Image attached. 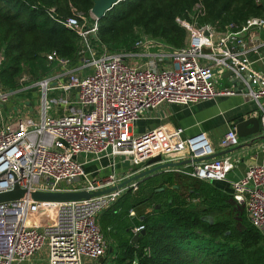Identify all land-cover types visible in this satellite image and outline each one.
<instances>
[{
  "label": "built area",
  "instance_id": "built-area-1",
  "mask_svg": "<svg viewBox=\"0 0 264 264\" xmlns=\"http://www.w3.org/2000/svg\"><path fill=\"white\" fill-rule=\"evenodd\" d=\"M49 13L55 15V9ZM58 21L80 38L77 58L51 52L48 63L55 69L37 82L25 87L30 80L23 75L16 90L4 87L5 58L0 53V193L12 191L16 183L28 191H100L146 170V163L157 156L163 163L207 158L216 154L207 133L183 138V129L161 127L136 134V124L163 104L189 106L232 97L243 91L239 86L250 100L264 99V77L252 67L245 37L264 29V17H251L240 27L229 25L223 32L209 25L192 29L182 48H152L154 42L143 37L130 50L117 52L97 48L99 25L92 14L87 17L75 10ZM219 70L233 72L238 86L219 88ZM37 89L31 98L39 101L38 119L20 109L12 122L11 113L2 117L3 105L15 95ZM261 122L264 131V116ZM240 143L234 127L220 146L227 150ZM231 154L166 170L224 182L234 169ZM125 158L141 169L118 174V159ZM96 164L97 171H88ZM106 169L112 172L102 176ZM139 184L78 202L1 203L0 264H35L36 254L44 249L46 264H85V258H103L108 243L98 219ZM231 194L264 237V165L248 167L243 178L231 183ZM130 215L135 216L134 210Z\"/></svg>",
  "mask_w": 264,
  "mask_h": 264
},
{
  "label": "trees",
  "instance_id": "trees-1",
  "mask_svg": "<svg viewBox=\"0 0 264 264\" xmlns=\"http://www.w3.org/2000/svg\"><path fill=\"white\" fill-rule=\"evenodd\" d=\"M95 1L0 0L4 86L16 90L23 75L33 81L48 75L51 52L75 60L80 38L58 20L72 8L91 17ZM190 14L200 25L240 27L264 16V0H125L98 21V39L110 51L130 50L142 29L182 48L188 32L181 21H192ZM216 183L172 171L140 183L136 195L125 193L98 219L114 264H264V237L245 207ZM139 227L146 233L134 242Z\"/></svg>",
  "mask_w": 264,
  "mask_h": 264
},
{
  "label": "crops",
  "instance_id": "crops-1",
  "mask_svg": "<svg viewBox=\"0 0 264 264\" xmlns=\"http://www.w3.org/2000/svg\"><path fill=\"white\" fill-rule=\"evenodd\" d=\"M264 17V16H263ZM246 41L248 47L251 49V60L253 62V69L261 73L264 77V29L254 30L246 34ZM168 65V64H167ZM227 72L216 71V76L219 79L218 87L219 88H231L232 86L237 85L235 79L232 76L228 75ZM243 91H239L236 96H225L219 97L215 100L206 101L199 104L181 106V105H168L163 104L155 110L151 111L147 119L142 121L154 122L155 126L152 128H146L145 131L140 134H144L150 130L157 128H166L169 130L183 129V138L194 136L198 133L204 132L207 133L211 142L215 146L216 153L223 152L221 148V141L226 134V132L234 128V124L237 119L250 116H256L261 120V117L264 116V99L257 103L250 100L246 92L247 90L242 86ZM12 106V103L8 105H3L2 107V117L8 116L7 112ZM8 121L12 122L9 118ZM262 123V122H261ZM2 122L0 121V128L2 127ZM261 135L264 136V131L262 130ZM240 145L250 141L248 139L240 138ZM231 162L234 164V169L232 173L228 176V181L219 182V181H207V182H218L223 183L220 187L229 188L228 193H231V183L243 178L246 174L248 167L264 165V140H259L253 145L242 148L231 154ZM105 161L103 165L107 164ZM117 173L123 176L131 173L133 170L138 171L141 168L134 167L129 159H118ZM91 167V168H90ZM89 167L88 171L94 172L97 171L99 165H92ZM107 171L102 172V176L109 175L112 171L106 169ZM172 171H161L153 176L148 178L158 176L162 173H167ZM179 173V172H177ZM181 174V173H180ZM186 176V175H185ZM189 177V176H188ZM148 178L140 180L142 183ZM191 178V177H190ZM140 186V185H139ZM226 191V189H225ZM128 192V191H127ZM125 192V193H127ZM124 193V194H125ZM123 194V195H124ZM122 195V196H123ZM121 196V197H122ZM120 197V198H121ZM119 198V199H120ZM118 201V200H117ZM116 204V203H115ZM135 212V211H134ZM104 234V233H103ZM105 236V235H104ZM106 238V237H105ZM107 240V239H106ZM108 249H109V242ZM113 250H107L106 255L99 260H91L85 258V264H114V257L112 256Z\"/></svg>",
  "mask_w": 264,
  "mask_h": 264
},
{
  "label": "water",
  "instance_id": "water-1",
  "mask_svg": "<svg viewBox=\"0 0 264 264\" xmlns=\"http://www.w3.org/2000/svg\"><path fill=\"white\" fill-rule=\"evenodd\" d=\"M123 1L124 0H96L91 10V14L95 16L99 21L105 16V14L108 11H110L114 6H116L117 4ZM228 75L234 78L233 72H229ZM239 82H240L239 80L235 79V83H239ZM234 127L236 128L237 134L241 139L250 138V141L241 144L235 148L227 149L223 152L216 153L207 158L196 159V160L188 159L181 162L163 163L162 157L157 156L155 158L150 159L146 163V168H147L146 170L132 176L131 178L123 181L117 186H113L111 188L100 191H88V190L58 191V192L28 191L26 189H23L18 183H16L12 191L0 193V204L5 202L16 201V200H24V199H29L35 202H49V203H68V202L89 200L94 197H98L118 191L126 186H129L133 182L143 180L166 169H173L191 163H199L203 161L212 160L218 157H222L224 155L234 153L250 145H253L255 142L259 140H264V136L261 135L262 123L261 120L256 116H250L247 118L241 117L237 119V121L234 124ZM145 233L146 231L142 230L140 233L135 235L133 241L137 242L138 240L142 239Z\"/></svg>",
  "mask_w": 264,
  "mask_h": 264
},
{
  "label": "rangeland",
  "instance_id": "rangeland-1",
  "mask_svg": "<svg viewBox=\"0 0 264 264\" xmlns=\"http://www.w3.org/2000/svg\"><path fill=\"white\" fill-rule=\"evenodd\" d=\"M198 8L200 7L199 5L197 6ZM77 11V9H75V8H72V11ZM191 15V19H192V21H190V20H188V21H186V20H183V21H181V22H183V23H186V25H187V27L186 26H184L183 24H182V26L183 27H185L186 29H187V32H188V37H187V40H186V44L185 45H187L188 44V42H189V39H190V31L192 30V29H196V28H200V27H202V26H206V25H209V26H211V27H213V28H215L218 32H223V31H225L226 29H227V27L229 26V25H231V24H229V25H226L225 27H223V28H221V26L219 27H217V25H213V24H211V23H208V24H203V25H200L199 24V22L197 21V16L195 15V14H190ZM251 16H254V15H251ZM236 26V25H235ZM238 26V25H237ZM136 32H137V38H136V40L135 41H137L138 39H141V38H148V39H151L154 43H152V48H155L156 46L158 47L159 45H161V44H163V45H165V46H167V47H173L171 44H169V43H167L166 41H164V40H161V39H159V38H155V37H153V36H151V35H148V34H146L142 29H136ZM134 41V42H135ZM184 45V46H185ZM102 47H106L108 50H110L109 49V47H107L106 45H104V44H102L101 42L99 43V46L97 47L98 49L100 48H102ZM49 68L50 69H55L54 68V65H49ZM51 72V71H50ZM26 77H27V79L28 80H32V82H30L29 81V83L28 84H26L25 83V87L26 86H29V85H31V84H33L34 82H37V79H34V81H33V79L31 78V75L30 74H27L26 75ZM43 78V77H42ZM42 78H40V79H42ZM40 79H38V80H40ZM20 80V79H19ZM20 83V81L18 82V84ZM4 85V84H3ZM5 87V86H4ZM7 88V87H6ZM36 91L38 92V89L37 90H35V91H31L30 93H28L27 91H25V94H17V95H15L14 96V98L11 100V103H12V106H11V108L7 111L8 113H9V111H11V115L9 116V119L10 120H14L15 118H16V116H17V111H18V109H20L22 112H25V114H27V113H30L31 114V116L33 115L36 119H38L39 117H40V115H38V114H36V108L38 107V105H39V101H38V99L37 98H31V94L33 95V94H35L36 93ZM33 100V101H32ZM153 126H155V123L154 122H150V121H141V122H138L137 124H136V128H135V132H136V134H140L141 132H143V131H145L146 130V128H152ZM91 168V167H90ZM88 170H89V168H88ZM218 186H220L221 184H223V183H216ZM222 186V185H221ZM223 188V187H222ZM224 190L226 189V191H229V188H223ZM135 193V195L136 194H138V191H136V192H134ZM215 219H219L220 217H221V213H217V214H213L212 215ZM47 258H48V254H47V250L46 249H44V250H42L41 252H39V253H37L36 254V256H35V258H34V263L35 264H46V262H47Z\"/></svg>",
  "mask_w": 264,
  "mask_h": 264
}]
</instances>
